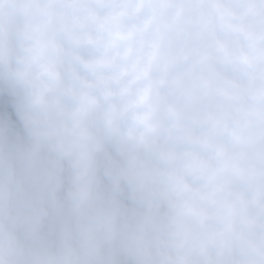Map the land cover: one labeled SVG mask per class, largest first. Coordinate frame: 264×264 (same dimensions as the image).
<instances>
[{
  "label": "clouds",
  "instance_id": "clouds-1",
  "mask_svg": "<svg viewBox=\"0 0 264 264\" xmlns=\"http://www.w3.org/2000/svg\"><path fill=\"white\" fill-rule=\"evenodd\" d=\"M0 97L76 208L107 185L0 264H264V0H0Z\"/></svg>",
  "mask_w": 264,
  "mask_h": 264
},
{
  "label": "trees",
  "instance_id": "trees-1",
  "mask_svg": "<svg viewBox=\"0 0 264 264\" xmlns=\"http://www.w3.org/2000/svg\"><path fill=\"white\" fill-rule=\"evenodd\" d=\"M34 148L30 127L16 108L0 97V205L5 201L8 205L7 214L0 209V229H6L25 244L54 239L65 225L79 231L105 222L103 206L107 185L102 173L100 187L94 186L76 208L71 169L66 167L59 175H41L32 167ZM45 154V150H41L35 155ZM116 227L123 228V221H118ZM96 259L98 264H109L110 260L103 251Z\"/></svg>",
  "mask_w": 264,
  "mask_h": 264
}]
</instances>
